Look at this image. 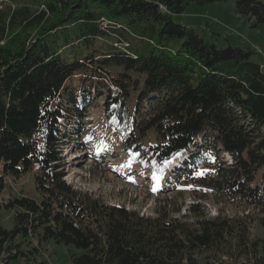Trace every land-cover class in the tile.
I'll list each match as a JSON object with an SVG mask.
<instances>
[{
  "label": "trees",
  "instance_id": "trees-1",
  "mask_svg": "<svg viewBox=\"0 0 264 264\" xmlns=\"http://www.w3.org/2000/svg\"><path fill=\"white\" fill-rule=\"evenodd\" d=\"M226 1L0 0V198L13 212L0 264H46L50 241L81 251L72 264H264V55L175 20ZM236 11L264 25L263 0ZM98 95L128 160L140 154L135 174L242 216L208 218L193 203L190 219L174 217L169 203L146 217L74 189L61 121ZM27 176L35 197L6 182Z\"/></svg>",
  "mask_w": 264,
  "mask_h": 264
},
{
  "label": "rangeland",
  "instance_id": "rangeland-1",
  "mask_svg": "<svg viewBox=\"0 0 264 264\" xmlns=\"http://www.w3.org/2000/svg\"><path fill=\"white\" fill-rule=\"evenodd\" d=\"M175 20L196 29L200 35L214 42L219 48L246 44L264 55V25L253 27L248 16L236 11V0L204 6L192 3L183 14L176 15ZM102 101V97L98 95L91 108H87L83 113H76L77 116H68L67 113L66 118L61 121L62 134L67 140L63 154L66 180L74 189L92 194L110 205L137 210L146 217L156 216V209L169 203L174 204L176 208L181 207V212L174 214V217L186 216L190 219L189 206L193 203L199 204L200 211L208 218L216 217L220 211L226 215L242 216V210L230 206H217L212 202L196 201L188 195L179 196L169 190H161L158 182L152 181L150 176L143 172L135 174L137 170L133 165L121 167L129 160L119 145L120 136L105 122ZM220 156L226 160L227 165L232 164L229 154L220 153ZM169 170L175 174V166H170ZM6 182L12 185L15 191L23 190L30 193L29 196L35 197L31 177H24L18 182L7 178ZM7 198L8 195H5V199ZM2 203L4 200L0 198V225L10 229L13 212L1 206ZM168 209H171V206H168ZM80 252L74 246L57 244L54 241L43 246L46 264H72V253ZM20 263L18 260L12 264Z\"/></svg>",
  "mask_w": 264,
  "mask_h": 264
},
{
  "label": "snow or ice",
  "instance_id": "snow-or-ice-1",
  "mask_svg": "<svg viewBox=\"0 0 264 264\" xmlns=\"http://www.w3.org/2000/svg\"><path fill=\"white\" fill-rule=\"evenodd\" d=\"M128 155H129V161H128V163L127 164H125V165H121V167H131L132 166V163L134 162V158H136V157H139V152H133L132 150H129V153H128ZM183 155V153H181V152H176L175 154H174V157H173V160H175V159H179L181 156ZM173 161H170V160H165L164 161V164L165 165H168V164H170V163H172ZM141 163L142 164H144L145 162L143 161V160H141ZM156 167V164H155V162H153V168H155ZM198 174H202V173H198ZM157 177H156V175H155V173L153 174V179H156Z\"/></svg>",
  "mask_w": 264,
  "mask_h": 264
}]
</instances>
